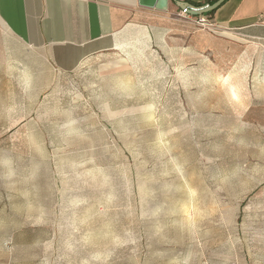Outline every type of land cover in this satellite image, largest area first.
<instances>
[{"label":"rangeland","instance_id":"374dc122","mask_svg":"<svg viewBox=\"0 0 264 264\" xmlns=\"http://www.w3.org/2000/svg\"><path fill=\"white\" fill-rule=\"evenodd\" d=\"M151 13L129 48L1 91L0 264H264V54Z\"/></svg>","mask_w":264,"mask_h":264},{"label":"crops","instance_id":"0c3cea01","mask_svg":"<svg viewBox=\"0 0 264 264\" xmlns=\"http://www.w3.org/2000/svg\"><path fill=\"white\" fill-rule=\"evenodd\" d=\"M177 1L200 7L212 0ZM151 11L139 0H0V138L4 121L19 126L12 95L1 92L19 89V73L43 72L42 88H50L52 68L71 73L90 58L129 48L151 25ZM262 14L264 0H226L212 21L244 49L264 54Z\"/></svg>","mask_w":264,"mask_h":264},{"label":"water","instance_id":"95a60500","mask_svg":"<svg viewBox=\"0 0 264 264\" xmlns=\"http://www.w3.org/2000/svg\"><path fill=\"white\" fill-rule=\"evenodd\" d=\"M226 0H217L213 4L194 6L187 2L177 0H139V6L146 9L166 12L169 10L170 2L175 3L179 8H188L192 16H202L217 10Z\"/></svg>","mask_w":264,"mask_h":264},{"label":"built area","instance_id":"2783aa9c","mask_svg":"<svg viewBox=\"0 0 264 264\" xmlns=\"http://www.w3.org/2000/svg\"><path fill=\"white\" fill-rule=\"evenodd\" d=\"M180 15L184 18H189L192 21H195L197 25H199L200 27L204 29L217 30L213 21H211L206 15L197 16V17L192 16L188 8H185V9L180 8ZM259 22L260 24L264 25V14L260 16Z\"/></svg>","mask_w":264,"mask_h":264},{"label":"trees","instance_id":"16d2710c","mask_svg":"<svg viewBox=\"0 0 264 264\" xmlns=\"http://www.w3.org/2000/svg\"><path fill=\"white\" fill-rule=\"evenodd\" d=\"M217 0H212L210 1V4H213L214 2H216ZM213 15H214V12H211V13H208L206 14V16L212 21L213 20Z\"/></svg>","mask_w":264,"mask_h":264}]
</instances>
